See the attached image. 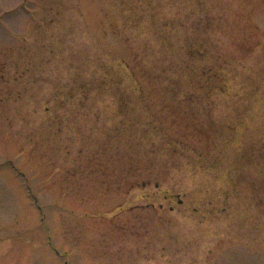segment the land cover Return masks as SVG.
<instances>
[{
  "label": "rangeland",
  "instance_id": "obj_1",
  "mask_svg": "<svg viewBox=\"0 0 264 264\" xmlns=\"http://www.w3.org/2000/svg\"><path fill=\"white\" fill-rule=\"evenodd\" d=\"M0 264H264V0H0Z\"/></svg>",
  "mask_w": 264,
  "mask_h": 264
},
{
  "label": "trees",
  "instance_id": "obj_2",
  "mask_svg": "<svg viewBox=\"0 0 264 264\" xmlns=\"http://www.w3.org/2000/svg\"><path fill=\"white\" fill-rule=\"evenodd\" d=\"M137 24V23H136ZM140 25V24H138ZM124 64V67L129 71L130 76H127L128 79H131L133 83H136L137 86L139 85L138 83H141L140 78H138L139 76L136 75L133 67L128 63V61L125 59V61H122ZM116 74L121 78L124 79V77L122 76V74H120L118 71H116Z\"/></svg>",
  "mask_w": 264,
  "mask_h": 264
}]
</instances>
